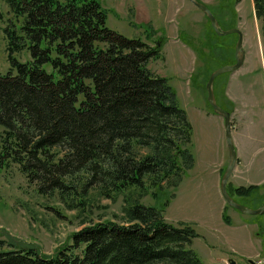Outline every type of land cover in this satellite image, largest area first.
I'll use <instances>...</instances> for the list:
<instances>
[{"label": "trees", "instance_id": "1", "mask_svg": "<svg viewBox=\"0 0 264 264\" xmlns=\"http://www.w3.org/2000/svg\"><path fill=\"white\" fill-rule=\"evenodd\" d=\"M3 1L13 20L2 28L10 67L0 74V162L17 166L38 194L97 186L104 196L192 164L185 112L167 79L147 66L160 40L148 46L110 30L97 0ZM254 1L264 27V0ZM22 50L20 61L13 54ZM133 145L152 152L136 158ZM125 213L126 222L80 227L52 255L9 242L0 264H205L186 245L195 235L189 225L138 202Z\"/></svg>", "mask_w": 264, "mask_h": 264}, {"label": "rangeland", "instance_id": "2", "mask_svg": "<svg viewBox=\"0 0 264 264\" xmlns=\"http://www.w3.org/2000/svg\"><path fill=\"white\" fill-rule=\"evenodd\" d=\"M97 1L106 10L105 25L110 30L139 38L148 46L160 40L158 58L147 66L167 79L185 112L191 127L192 164L181 171L174 169L176 175L173 170V174L144 175L141 187L128 186L104 196L97 186L85 194H38L17 166L0 162V250L29 245L41 254L52 255L56 247L70 243L72 233L82 226L103 220L126 222V208L138 202L161 208L163 218L172 224L189 225L195 235L186 245L205 264H209L210 252L226 253L235 264H247L245 255L254 250L259 251V264H264V210L245 213L224 202L223 213L230 223L210 219L213 168L220 159V142L224 153L220 177L227 152L222 118L206 102L205 83L215 68L234 62L236 34L217 35L189 0ZM196 1L210 10L219 30L236 27L241 32L242 63L234 71L217 75L212 93L216 104L229 112L238 153L233 166L237 168L227 178L226 191L236 203L257 208L264 203V27L255 13L254 0ZM10 20L12 14L0 0V74H6L10 67L2 31ZM13 56L20 61L27 59L25 50ZM132 152L140 158L152 151L133 145ZM176 161L180 164V159ZM249 185L257 188L248 196L233 191ZM227 210H232L233 220ZM234 220L245 223L235 225Z\"/></svg>", "mask_w": 264, "mask_h": 264}, {"label": "water", "instance_id": "3", "mask_svg": "<svg viewBox=\"0 0 264 264\" xmlns=\"http://www.w3.org/2000/svg\"><path fill=\"white\" fill-rule=\"evenodd\" d=\"M195 7H197L208 19L210 26L214 30V32L217 35H226L230 33H235L236 34V41L234 44V49H233V58L234 62L230 64H225L221 65L217 68H215L209 75L205 83V91H206V102L212 109V111L218 115L221 116L222 122H223V137L225 141V146H226V151H227V161L225 168L221 174L220 181H219V192L224 200V202L231 208H236L240 212H245V213H261L264 210V203H262L259 207L257 208H248L245 207L239 203H236L232 198L229 196V194L226 191L225 184L227 181V178L234 166L235 160H236V153L234 149V145L232 142V137H231V129H230V119H229V112L221 108L218 104H216L214 100V96L212 93V81L213 79L224 72H231L236 69H238L242 63L243 60V50L241 48V32L238 28L232 27L226 30H219L217 21L215 17L212 15L210 10L203 5L202 3L196 1V0H189ZM229 264H233V261H230Z\"/></svg>", "mask_w": 264, "mask_h": 264}, {"label": "crops", "instance_id": "4", "mask_svg": "<svg viewBox=\"0 0 264 264\" xmlns=\"http://www.w3.org/2000/svg\"><path fill=\"white\" fill-rule=\"evenodd\" d=\"M228 98H230V97H228ZM231 137H232V133H231ZM232 142H233V145H234L236 157L238 158V153L236 151V146L234 144V137H232ZM220 148H221L220 159L215 164V166L213 168V173H214L215 176H214L213 186H212V188L214 189V192H213L212 196L210 195V214H211L210 219L211 220L217 219V220H219L220 224H222V220H224L223 219V215H224L223 212H224L225 208H224V200L222 199V197L220 195V192H219L220 169L222 167V162L224 160V157H223L224 153H223V147H222V143L221 142H220ZM225 149H226V146H225ZM234 165H235V163H234ZM240 166H241V164H240ZM233 168H234L233 172H235L236 168H237V165L235 167H233ZM228 212L229 211L227 210L225 213H228ZM229 213H230L229 214V218L231 220H233L232 219V217H233L232 210ZM234 221H235V225L245 223L243 221H236V220H234ZM225 222L230 223L229 220L225 221ZM228 223H223V225H228ZM258 253H259L258 250H254L253 253L252 252L251 253H247L245 255V258H246L245 260H246L247 264H253L252 260H253V258L256 257V255ZM225 254H223V255H214L213 253L210 252V259H207V260H209L208 261L209 264H213L214 262H221L223 259H225L227 257V259L229 261H233V264H235V261L233 259H231V257L229 255L225 256Z\"/></svg>", "mask_w": 264, "mask_h": 264}, {"label": "built area", "instance_id": "5", "mask_svg": "<svg viewBox=\"0 0 264 264\" xmlns=\"http://www.w3.org/2000/svg\"><path fill=\"white\" fill-rule=\"evenodd\" d=\"M256 257L253 259V264H259L260 263L259 258H256ZM213 264H228V261L222 260L221 262H214Z\"/></svg>", "mask_w": 264, "mask_h": 264}]
</instances>
